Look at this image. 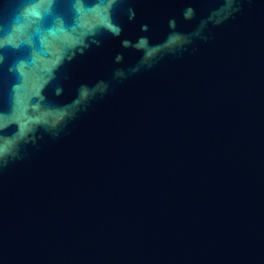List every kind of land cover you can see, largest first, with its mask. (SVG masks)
Returning a JSON list of instances; mask_svg holds the SVG:
<instances>
[{"label":"water","instance_id":"water-1","mask_svg":"<svg viewBox=\"0 0 264 264\" xmlns=\"http://www.w3.org/2000/svg\"><path fill=\"white\" fill-rule=\"evenodd\" d=\"M0 264H264V0H0Z\"/></svg>","mask_w":264,"mask_h":264}]
</instances>
